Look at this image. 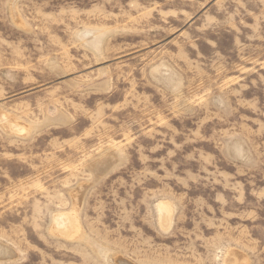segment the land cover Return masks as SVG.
<instances>
[{"label": "rangeland", "instance_id": "rangeland-1", "mask_svg": "<svg viewBox=\"0 0 264 264\" xmlns=\"http://www.w3.org/2000/svg\"><path fill=\"white\" fill-rule=\"evenodd\" d=\"M0 251L264 264V0H0Z\"/></svg>", "mask_w": 264, "mask_h": 264}, {"label": "bare ground", "instance_id": "bare-ground-1", "mask_svg": "<svg viewBox=\"0 0 264 264\" xmlns=\"http://www.w3.org/2000/svg\"><path fill=\"white\" fill-rule=\"evenodd\" d=\"M161 208H162V206H161ZM160 211H162L161 209H160ZM63 224V223H62ZM64 225V224H63ZM63 227H65V226H63ZM61 228V227H60ZM61 230V229H60ZM2 250V249H1ZM4 251V250H3ZM2 251V252H3ZM1 252V251H0ZM120 262V261H119ZM125 263H126V261H125ZM122 264H124V263H122Z\"/></svg>", "mask_w": 264, "mask_h": 264}]
</instances>
